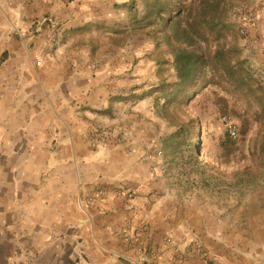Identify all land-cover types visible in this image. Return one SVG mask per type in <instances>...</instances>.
Masks as SVG:
<instances>
[{
  "label": "crops",
  "instance_id": "1",
  "mask_svg": "<svg viewBox=\"0 0 264 264\" xmlns=\"http://www.w3.org/2000/svg\"><path fill=\"white\" fill-rule=\"evenodd\" d=\"M144 3L0 0V264H201L188 233L225 264L245 244L209 222L223 196L210 191L188 207L167 150L158 154L175 129L158 117L157 94L144 96L162 81L156 43L130 40L144 37L129 34ZM19 20L26 35L14 34ZM263 32L237 43L260 68L264 41L248 39ZM102 129L115 140L106 148L96 145ZM98 191L105 198L89 203Z\"/></svg>",
  "mask_w": 264,
  "mask_h": 264
},
{
  "label": "trees",
  "instance_id": "2",
  "mask_svg": "<svg viewBox=\"0 0 264 264\" xmlns=\"http://www.w3.org/2000/svg\"><path fill=\"white\" fill-rule=\"evenodd\" d=\"M131 29L129 34L144 33L156 42L162 81L144 96L157 94V105L163 101L164 112L171 114L172 124L158 111L159 118L177 128L170 137L173 155L185 147L194 162L198 160L201 123L194 117L183 120L178 111L183 113L201 96L202 102L210 101L217 108L221 118L239 122L238 138L226 135L220 160L231 163L257 123L260 132L251 155L264 161V81L241 56L226 0H146L144 15L134 20ZM167 67L175 72L173 83L165 77ZM174 105L178 111L170 113Z\"/></svg>",
  "mask_w": 264,
  "mask_h": 264
},
{
  "label": "rangeland",
  "instance_id": "3",
  "mask_svg": "<svg viewBox=\"0 0 264 264\" xmlns=\"http://www.w3.org/2000/svg\"><path fill=\"white\" fill-rule=\"evenodd\" d=\"M226 2L230 22L237 29L238 38L247 39L241 35L238 28L240 22L252 11L256 12V22H258V27L252 29L264 30V0H226ZM261 22L262 24H260ZM248 31H251V28ZM142 36L144 37H140L138 40H135L134 37L130 38V40L156 43L146 34H142ZM248 40L255 45L259 41H264V36ZM250 63L254 71H256V75L264 81V68L259 67L258 59L256 61L252 60ZM165 77L170 83L175 81L172 67H167ZM202 101L201 96L195 97L188 107L183 108V113L178 111L175 105L170 108V113L178 111L179 115L184 117L183 120L194 117L200 121V137L195 151L197 162H194L193 157L185 147V149L183 148L176 155H173L170 145L174 141L170 138L171 136L163 137L164 140L161 142L163 148L159 151L163 152L165 157L164 151L167 150L166 157L170 169L174 170L176 184L184 188V199L186 201L190 198L192 199L191 203H188V207H192L194 200L202 202L204 200L203 194L210 191L225 198H221L224 202L223 204L221 201L215 203L219 207L217 211L214 209L207 210L210 218L213 217L209 219V222L213 225L223 222L225 230L219 234L221 238L225 236L227 240L242 239L245 242L244 245L241 246L242 243L239 245L241 246L240 248L232 250L226 257L225 264H264V258L262 259L261 257H264V253L261 256L259 255L252 237L254 230L258 233V229H264V214H262L264 210V161L253 158L251 155L254 143L259 137L260 126L257 123L252 125L249 136L245 142L239 145L240 150L236 157L231 163L226 164L219 158L220 146L224 143L228 134L222 121L223 118H221L217 108L210 101ZM162 104L163 101L158 104L160 114L172 124L171 114L168 115L164 112ZM160 120L165 122V124L167 123L163 118H160ZM171 129H175V132L177 131V128L173 125H171ZM114 141V137H112V140H110L111 144ZM182 156L184 157L183 159ZM239 200H242L245 205H242ZM216 217L218 218L216 219ZM187 235L190 240H198L212 257L209 249L205 247L199 238L189 233ZM197 253L199 254V252ZM199 256L201 264H204L201 254ZM213 260L216 263L215 258Z\"/></svg>",
  "mask_w": 264,
  "mask_h": 264
},
{
  "label": "built area",
  "instance_id": "4",
  "mask_svg": "<svg viewBox=\"0 0 264 264\" xmlns=\"http://www.w3.org/2000/svg\"><path fill=\"white\" fill-rule=\"evenodd\" d=\"M10 3L13 2H23L24 0H8ZM256 12H250L247 17L240 22L239 24V32L241 33L242 36L246 37L249 35V28H257L258 27V22H256ZM26 27V22L24 20H19L17 22V27L14 30V34L16 36L22 35L24 32H22L21 29ZM248 28V29H247ZM59 27H54L53 30V35L51 37V43L52 45H55L58 43V33ZM27 33H24L26 35ZM43 63V59H38L37 60V66H40ZM223 124L227 130V133L230 135L232 139H237L238 138V133H239V124L237 120L231 119V118H223L222 119ZM113 137V132H111L109 129H102L99 133V136L96 141V145L99 147H108L110 145V140H112ZM159 155H162L163 152L158 151ZM116 196L117 197H124L127 200H132L135 198L134 193L127 192L124 190H117L116 191ZM105 198V193L103 191H98L93 193L90 198L88 199L89 203H93L97 200H102ZM185 246L188 251H197L199 254H201L202 260L204 261V264H215L213 258L206 252L204 247L201 245V243L198 240H190V241H185ZM155 253L152 252V256H154ZM154 257H150L149 259L146 260H141L137 262L136 264H155L153 261Z\"/></svg>",
  "mask_w": 264,
  "mask_h": 264
}]
</instances>
